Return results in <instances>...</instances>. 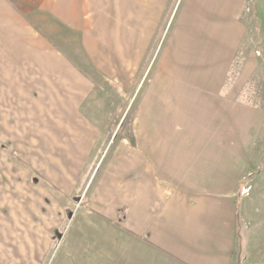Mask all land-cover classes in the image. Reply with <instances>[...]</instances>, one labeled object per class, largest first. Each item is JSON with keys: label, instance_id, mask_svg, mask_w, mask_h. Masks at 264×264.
Listing matches in <instances>:
<instances>
[{"label": "crops", "instance_id": "crops-1", "mask_svg": "<svg viewBox=\"0 0 264 264\" xmlns=\"http://www.w3.org/2000/svg\"><path fill=\"white\" fill-rule=\"evenodd\" d=\"M62 1L73 4L76 0H49L47 5L50 3L51 8L45 12L46 5H43L42 12L47 16L43 18V13L34 17L27 10L20 14L13 11L17 9L16 0H0L9 16H16L13 27L9 23L4 27H12V32L3 33L1 39L3 42L4 36L10 34L14 43L3 50L20 52L25 49L12 46L24 44L26 50L30 46L33 52L43 56L47 52V57L55 58L47 63L54 73L42 78L34 72L38 67H45L38 55L36 59L40 62L35 64L32 61L35 53V56L27 53L15 56L14 67L20 71L10 77L7 71L0 79V96L6 100L7 107V100H15L17 93H21L22 101L34 102L36 113L32 114L43 116L42 119L32 117L24 125L26 132L31 128L39 133L37 142L31 146L53 140L55 147L69 148L70 155L75 152L82 157L78 162L91 164L84 190L91 203L82 207L83 211L78 210L80 212L70 218L68 225L76 220L79 227L74 233L70 232L67 242L85 244L83 253L77 254V261L86 264H237L236 254H233L238 225L233 193L240 174L236 152L221 150L229 146L227 141L214 138L215 132L220 131L211 122L174 123L173 120L186 114L212 116L219 108L221 72L230 61L226 58L224 62L221 53L234 51L241 39L243 31L239 30L238 11L232 6L242 4L243 0H190L181 27L174 34L173 44L166 48L160 72L140 108L144 123L134 129L132 143L122 141L112 156L95 152L91 160L94 149H103L110 142H99L101 128L92 118H84L96 112L84 107L94 84L91 75L87 77L85 70V74L79 70L87 66L73 61L72 55L61 61L57 53L61 47L47 39L53 33L45 22L66 25L61 15ZM135 1L137 4L156 3V0ZM221 2L225 4L226 13L234 12L232 29H222L220 24L209 22ZM152 14L151 8L143 13L145 19ZM183 22L187 25L191 22L192 27H182ZM62 74L72 75L65 78ZM39 83H47L46 92L41 87L32 88ZM5 122L7 124V120ZM95 179L93 187L89 188ZM100 233L103 245L100 253H94L88 244L93 248ZM61 257L67 264H82L72 256Z\"/></svg>", "mask_w": 264, "mask_h": 264}, {"label": "rangeland", "instance_id": "rangeland-1", "mask_svg": "<svg viewBox=\"0 0 264 264\" xmlns=\"http://www.w3.org/2000/svg\"><path fill=\"white\" fill-rule=\"evenodd\" d=\"M16 1L17 9L13 11L19 14L27 10L39 17L43 5L45 12L51 8L50 3L47 5L49 0ZM191 1L156 0L152 5L137 4L135 0H76L73 4L62 1L61 15L66 25L45 22L53 33L47 39L62 49L57 52L60 59L67 60L66 56L72 55L73 61L87 66L79 70L94 79L84 107L97 113L84 118H92L101 128L99 142L109 140L110 144L94 149L90 160L98 151L105 156L115 155L117 146L122 141L131 142L134 129L144 123L140 108ZM219 7L209 22L220 24L222 29H232L234 12L226 13L223 2ZM232 7L238 11L239 30L243 32L234 51L230 48V52L221 53L224 62L226 58L230 61L221 72L219 108L212 116L186 114L173 122H211L220 131L215 132L214 138L227 141L229 146L221 150L236 152L240 174L233 193L238 216L233 254L237 264H264V0H243ZM149 8L152 17L145 19L143 13ZM8 16V11L0 5V79L7 71L9 77L19 73L20 68L14 67L15 56L24 53L36 54L32 59L34 64L43 61L44 69H33L35 76H52L54 72L47 63L55 58L47 57L49 53L43 56L33 52L29 45L26 50L24 44H14L12 48L22 47L26 51L3 50L14 43L10 34L1 41L3 33H11L15 25L16 16ZM46 17L43 13V18ZM209 22L205 24L207 27ZM7 23L12 27L4 28ZM184 26L192 27L191 22L188 25L183 22ZM45 42L49 43L46 39ZM232 45L230 42L229 46ZM62 75L66 78L72 74ZM36 87L46 92L47 83L32 88ZM20 97L21 93H17L15 100H7L6 107V100L0 96V264H67L62 255L82 263L77 257L85 249L84 242H67L70 232L79 227L78 221L68 225L78 210L83 211L82 207L91 203L89 194L84 192L91 164L78 162L82 157L75 152L70 155L69 148L55 147L53 140L31 146L37 142L39 133L31 128L26 132L24 125L32 117L43 116L32 114L36 113L34 102L22 101ZM95 182L96 179L89 188ZM101 239L100 233L93 248L88 244L94 253H100Z\"/></svg>", "mask_w": 264, "mask_h": 264}]
</instances>
